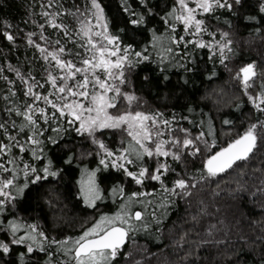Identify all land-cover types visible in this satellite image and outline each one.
<instances>
[{"label":"snow or ice","instance_id":"6c2138e0","mask_svg":"<svg viewBox=\"0 0 264 264\" xmlns=\"http://www.w3.org/2000/svg\"><path fill=\"white\" fill-rule=\"evenodd\" d=\"M243 3L244 0H174L160 17L163 31L147 28L151 38L139 49L134 43H123L120 33L127 26L147 27L150 17L159 15L151 0H120L127 25L117 33L110 29L111 20L102 0H84L82 6L73 2L71 7H65L62 0L41 3L39 15L43 22L33 19L31 23L38 30L23 36L26 46L38 53L35 59L43 62L41 71L34 74L31 61L26 71L11 62L0 65V81L5 86L0 89V232L7 236L0 239V254L7 256L14 246H22L19 264H116L130 233L149 232L153 224L159 230L173 198L189 197L197 183L227 174L264 147V119L257 118L221 144L211 116L207 121H198L200 130L195 134L178 123L173 129L175 113L166 118L159 110H141V98L130 88L129 76L142 62L156 63L162 74L169 67L181 68L187 74L196 70V50L208 49L209 59L218 57L219 63L225 65L229 54H234L233 42L229 32L212 30L209 17L219 20L218 10L234 12ZM257 8L264 13V0H258ZM245 18L257 19L254 15ZM225 23L231 26V21ZM4 25V38L18 46L19 31H10L13 25L7 21ZM205 34L211 39L205 40ZM6 70L13 76L5 74ZM211 75L216 72L213 70ZM236 78L247 101L264 116V70L258 72L253 61L241 67ZM163 79L167 81L169 76L165 74ZM121 103L126 104L124 110H120ZM188 112L194 109L189 106ZM180 119L197 124L188 116ZM222 124L231 127L233 121L224 119ZM105 130L126 132L129 139L113 150L100 138ZM70 133L97 146L99 165L116 169L138 190L127 191L122 182L113 184L111 196L123 201L118 210L111 215L101 214L76 237L58 239L38 221L29 223L14 210L30 185L62 175L63 169L56 166L53 158L55 153L50 154L53 148L66 155L64 164L76 158L74 145L62 143ZM197 156L203 157L201 166L188 173L187 158ZM175 162L183 164L184 171L177 172L172 166ZM100 171V167L81 171L77 195L89 207L106 198L97 176ZM169 175L175 177L170 183ZM149 182H158L159 189L149 190ZM239 191L246 189L240 185ZM257 192L264 194V187ZM212 228L208 229L209 235ZM38 254H43L42 261L32 259Z\"/></svg>","mask_w":264,"mask_h":264},{"label":"trees","instance_id":"16d2710c","mask_svg":"<svg viewBox=\"0 0 264 264\" xmlns=\"http://www.w3.org/2000/svg\"><path fill=\"white\" fill-rule=\"evenodd\" d=\"M47 2L48 0H0V65L11 62L26 71L30 66L28 61H31L34 74L41 71L43 62L35 59L38 53L26 46L23 36L27 31L38 30L31 21L36 19L43 22L39 15L40 5H46ZM62 2L65 7H71L73 2L82 6L84 0ZM102 2L111 20V31L117 33L120 28H126V14L121 10L120 0ZM173 2L174 0H151V6L159 15L150 17L147 27L136 29L127 26V30L120 33L122 42L134 43L139 49L151 38L147 28L155 27L163 31L164 25L160 17L169 10ZM257 3L258 0H244L243 7H237L234 12L218 10L216 15L220 17L219 20L209 17L212 30L219 28L230 33L229 39L233 42L234 54H229L230 58L225 61L226 67L219 63L218 57L209 59L208 49H197L196 70L186 74L181 68L169 67L165 73L169 76L167 81L163 79L165 74L160 72L156 63L142 62L133 69L129 76L130 88L141 98L140 109L159 110L166 118L175 113L177 120L171 127L175 129L178 123L181 127L190 128L194 134L200 130L198 121L201 118L207 121V117L211 116L221 144L230 136L242 132L257 118L264 119L247 101L236 78L239 69L253 61L256 62L258 72L264 70V13L258 12ZM249 15H254L257 19H246ZM226 20L231 21V26L225 23ZM4 21L13 25L10 31H19L18 46L14 47L4 38ZM67 21L71 22V17H68ZM178 32L183 34L180 28ZM203 38L211 39L207 34ZM191 66L190 63L189 67ZM213 70L216 72L215 76L211 75ZM5 74L13 76L7 70ZM145 76L149 77L148 81L144 80ZM185 79L188 81L186 84ZM4 87L0 81V89ZM238 103L241 105L239 108L236 107ZM2 106L3 101H0V107ZM189 106L194 112H188ZM200 113L205 115L201 117ZM181 116H188L190 120L197 121V124L181 120ZM224 119L233 121L232 126L223 125ZM204 130L207 131V123ZM175 134L181 135L179 131ZM100 138L113 150L119 149L129 139L127 134L120 130H105ZM208 139L211 140V137ZM62 143L74 145L76 158L71 164H64L62 160L67 158L66 155L53 148L50 154L55 153L53 158L56 160V166L63 169L62 175L49 177L47 182L39 185H30L14 210L16 215L25 218L29 223L38 221L50 236H56L58 239L65 236L76 237L101 214L111 215L116 212L123 201L111 196L110 189L113 184L122 182L127 191L138 190L137 186L125 180L123 174L116 169H104L99 165L101 156L96 155L98 148L89 140H81L74 133H70ZM25 158L27 159V156ZM202 159L201 156L188 157L187 172L192 173L194 169L199 168ZM36 163L39 165L41 162ZM149 163L155 165L154 161ZM172 166L177 172L184 171L183 164L179 162L173 163ZM97 167L101 168L97 176L105 190L106 198L97 201L95 207H89L77 195L78 182L84 168ZM174 178L169 175L168 182ZM262 180L264 147H261L250 161L241 163L227 174H221L208 182L197 183L189 197L173 198L174 203L168 205L159 230L153 224L149 232L130 233L116 264H264V194L257 192L258 188L264 187ZM240 185H243L246 191H239ZM146 187L149 190L152 187L159 189V184L149 182ZM254 192L255 196L252 195ZM136 207L140 208L139 205ZM193 217H196V220H193ZM212 226L214 228L209 235L208 229ZM181 237L184 239L181 240ZM6 238V234L0 232V239ZM23 250L22 246H14L9 255L0 254V264H19L18 253ZM32 259L42 261L44 256L38 254Z\"/></svg>","mask_w":264,"mask_h":264},{"label":"rangeland","instance_id":"374dc122","mask_svg":"<svg viewBox=\"0 0 264 264\" xmlns=\"http://www.w3.org/2000/svg\"><path fill=\"white\" fill-rule=\"evenodd\" d=\"M125 107H126V104H125V103H121V104H120V110H124ZM121 132H122V131H121ZM122 133H124V134L126 135V132H122Z\"/></svg>","mask_w":264,"mask_h":264},{"label":"water","instance_id":"95a60500","mask_svg":"<svg viewBox=\"0 0 264 264\" xmlns=\"http://www.w3.org/2000/svg\"><path fill=\"white\" fill-rule=\"evenodd\" d=\"M127 241H128V239L126 240V243H127ZM126 243H125V244H126Z\"/></svg>","mask_w":264,"mask_h":264}]
</instances>
